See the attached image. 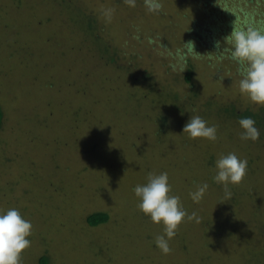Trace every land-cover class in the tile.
<instances>
[{
    "label": "rangeland",
    "instance_id": "obj_1",
    "mask_svg": "<svg viewBox=\"0 0 264 264\" xmlns=\"http://www.w3.org/2000/svg\"><path fill=\"white\" fill-rule=\"evenodd\" d=\"M159 2L0 0V212L32 223L20 264H264V137L241 140L220 111L264 108L223 52L232 31L264 29V0ZM196 115L215 141L182 132ZM229 153L248 166L225 200L213 177ZM162 172L199 219L184 218L168 254L133 192ZM96 213L109 219L90 227ZM183 232L192 248L174 257Z\"/></svg>",
    "mask_w": 264,
    "mask_h": 264
},
{
    "label": "clouds",
    "instance_id": "obj_2",
    "mask_svg": "<svg viewBox=\"0 0 264 264\" xmlns=\"http://www.w3.org/2000/svg\"><path fill=\"white\" fill-rule=\"evenodd\" d=\"M130 3L134 5L135 0H130ZM145 6L153 13H159L162 9L159 0H145ZM230 36L232 47L223 49V52L228 54V59L239 65L237 72L241 76L240 93L246 95L254 104L264 106V29L248 27L232 31ZM189 43L194 51V42L189 41L185 44ZM215 47L219 50L218 41L215 42ZM184 70H181V73ZM238 123L243 129L240 133L241 140L259 139L260 131L255 126L256 121L253 118L242 117ZM182 132L188 133L192 139L204 138L209 141L217 139L216 126H209L207 121L198 115L190 117ZM247 166V159H240L235 153L221 155L215 161L216 174L213 180L224 186L225 200L232 197L228 186L239 184L243 180ZM168 179L167 172L159 175L149 173L147 182L143 185L138 184L133 189L139 200L140 211L148 216L151 222L163 226L164 234L155 238V245L164 254L171 251L169 240L176 235V230L185 217L199 222L195 212L189 215L183 209L179 196L170 194L171 186ZM207 188L208 184L204 183L198 186L195 192L190 193L193 201L199 202ZM31 229V221L24 219L18 209L11 208L0 212V264H20L21 253L31 244L27 238L31 235Z\"/></svg>",
    "mask_w": 264,
    "mask_h": 264
},
{
    "label": "trees",
    "instance_id": "obj_3",
    "mask_svg": "<svg viewBox=\"0 0 264 264\" xmlns=\"http://www.w3.org/2000/svg\"><path fill=\"white\" fill-rule=\"evenodd\" d=\"M85 19V18H84ZM87 20H89V18H87ZM185 79H186V82H191V74L188 73L186 76H185ZM222 110V112L224 114H226L227 116L231 117L232 119H234L235 121H239L240 118L242 117H251L253 118L255 121H256V124L255 126L259 129L260 131V138H263L264 137V108H260L256 111H252V110H246L244 112H236L235 111V107L234 106H231V104H227L225 105L224 108H220V111ZM1 121H2V112H1V109H0V125H1ZM239 124V123H238ZM240 186V185H239ZM240 187H244V186H240ZM242 191L241 189H238L237 192H240ZM236 192V193H237ZM235 193V194H236ZM243 195V194H242ZM109 219V215L107 213H96V214H93V215H90L87 219H86V222L87 224L90 226V227H97L101 224H106L107 221ZM182 224V222L180 223V225ZM180 225L178 226V228L180 227ZM177 228V229H178ZM186 233L183 232V239H182V243L177 245L178 247V251L180 252H177L176 255L174 257H178V256H185L186 253H190V248H192V244L189 245L187 243V241L185 240V237H186ZM176 238V235L174 236ZM178 239V238H176ZM189 246V249H188V246ZM48 256L47 255H43L40 259H39V264H48Z\"/></svg>",
    "mask_w": 264,
    "mask_h": 264
}]
</instances>
